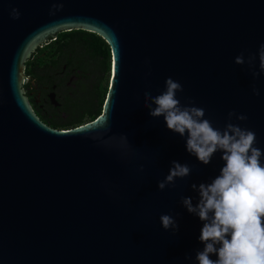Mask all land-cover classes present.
I'll return each mask as SVG.
<instances>
[{
  "label": "water",
  "instance_id": "1",
  "mask_svg": "<svg viewBox=\"0 0 264 264\" xmlns=\"http://www.w3.org/2000/svg\"><path fill=\"white\" fill-rule=\"evenodd\" d=\"M53 3L63 8L50 15ZM71 29L108 45V85L93 119L57 129L25 98L23 62ZM262 43L264 0H0V264H196L203 222L180 198L195 204L190 185L210 183L224 162L219 152L208 165L190 156L163 117L149 116L143 94H160L171 77L183 86L181 103L204 108L214 127L229 111L246 115L232 122L253 130L264 152V75L254 81L234 63ZM105 116L103 139L126 135V153L87 134ZM173 160L192 173L158 190ZM162 214L176 217V235Z\"/></svg>",
  "mask_w": 264,
  "mask_h": 264
},
{
  "label": "clouds",
  "instance_id": "2",
  "mask_svg": "<svg viewBox=\"0 0 264 264\" xmlns=\"http://www.w3.org/2000/svg\"><path fill=\"white\" fill-rule=\"evenodd\" d=\"M62 8L63 3H53L49 14L55 15ZM10 15L18 19L20 13L13 8ZM234 63L246 64L255 81L264 75V43L247 57L241 52L234 58ZM182 92V84L168 77L160 94L153 96L150 91L143 94V107L148 109L150 117H163L167 130L185 140L187 153L196 157L200 164L208 165L217 152L221 153L224 165L219 174L210 183L190 185L197 193V202L193 204L191 196L180 198V204L187 212L203 222L199 236L203 248L195 253L196 264H264V163L261 162L264 152L254 146L256 133L232 122L233 119H248L235 110L227 113L222 128L214 127L206 118L204 108L197 107L191 100L181 103L177 94ZM251 92L253 96L260 95L255 84ZM87 130L91 139L104 146L116 147L122 153L129 150V141L124 134L103 139L109 131L107 116ZM143 170L141 165L139 171ZM192 170L187 163L171 161L168 174L157 182L158 190L174 188L176 181L190 176ZM159 220L162 228L170 230L171 235L179 231L173 215L162 214ZM211 254L217 258L211 259ZM184 259L192 258L185 255Z\"/></svg>",
  "mask_w": 264,
  "mask_h": 264
},
{
  "label": "trees",
  "instance_id": "3",
  "mask_svg": "<svg viewBox=\"0 0 264 264\" xmlns=\"http://www.w3.org/2000/svg\"><path fill=\"white\" fill-rule=\"evenodd\" d=\"M37 57L29 53L23 62V74H32L33 67L54 64L59 59L68 69L89 70L93 77L79 89L80 93L68 98L65 105L69 109L64 122L47 121L57 129L70 128L95 117L100 112L101 104L108 85L109 48L104 40L91 32L71 29L56 33L50 44L43 45ZM33 60V62H32Z\"/></svg>",
  "mask_w": 264,
  "mask_h": 264
},
{
  "label": "flooded vegetation",
  "instance_id": "4",
  "mask_svg": "<svg viewBox=\"0 0 264 264\" xmlns=\"http://www.w3.org/2000/svg\"><path fill=\"white\" fill-rule=\"evenodd\" d=\"M50 43L51 39L36 47L30 53L31 58L37 57L40 48ZM33 71L32 74H23L26 82L22 84L23 94L33 112L45 124L47 121L64 122L69 112L65 103L76 94L68 89L67 84L70 79H83L81 72L84 71L68 69L61 59L54 64L34 66Z\"/></svg>",
  "mask_w": 264,
  "mask_h": 264
},
{
  "label": "rangeland",
  "instance_id": "5",
  "mask_svg": "<svg viewBox=\"0 0 264 264\" xmlns=\"http://www.w3.org/2000/svg\"><path fill=\"white\" fill-rule=\"evenodd\" d=\"M81 74H82V76H84L83 79H81L79 77L77 79H72V80L70 79L69 83L67 84L68 89L70 91L75 92L76 94H79L80 93L79 89L82 87V85H85L86 82H88V80H91V78L93 77V74L91 71H89V69L84 70V72H81ZM25 82H26V80H24V82H22V84ZM76 94L73 95L72 97L76 96Z\"/></svg>",
  "mask_w": 264,
  "mask_h": 264
}]
</instances>
